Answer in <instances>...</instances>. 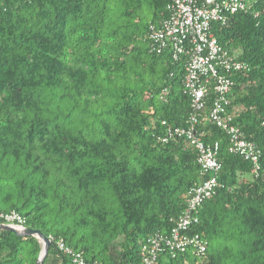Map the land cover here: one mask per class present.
I'll list each match as a JSON object with an SVG mask.
<instances>
[{"label":"trees","instance_id":"1","mask_svg":"<svg viewBox=\"0 0 264 264\" xmlns=\"http://www.w3.org/2000/svg\"><path fill=\"white\" fill-rule=\"evenodd\" d=\"M171 2L0 0V212L53 237L43 264H74L59 239L90 262L141 264L143 244L169 233L186 194L213 177L189 232L208 240L202 258L264 264V0L213 25L245 64L231 73L232 123L260 149L257 161L232 151L201 112L204 141L221 144L214 174L185 137H170L193 113L187 56L175 58L170 40L153 49L150 36ZM42 246L0 228V264H36ZM199 260L167 251L156 264Z\"/></svg>","mask_w":264,"mask_h":264},{"label":"built area","instance_id":"2","mask_svg":"<svg viewBox=\"0 0 264 264\" xmlns=\"http://www.w3.org/2000/svg\"><path fill=\"white\" fill-rule=\"evenodd\" d=\"M168 8L170 14L160 29L151 26L153 49L160 51L170 40L175 58L187 56L184 88L193 107L187 127L170 128V137H185L198 151L203 173H218L222 167L219 161L221 144L219 141L205 142L203 131L198 127L201 112H206L209 119L227 133L232 151L257 161L258 145L232 123L233 117L228 111L231 105L228 92L233 83L231 73L242 69L245 64L220 44L213 29L215 23L224 25L230 16L245 11L248 0H172ZM209 101L210 108L207 109ZM218 184L217 178L213 177L186 194L187 207L179 214L170 232L155 233L143 244L141 264H156L159 256L167 251L172 254L192 251L200 259L196 264H206V258L202 256L207 251L208 240L189 232L199 222L200 209L214 194ZM0 217L5 219L4 223L26 227V218L17 211L0 212ZM48 237L53 241L52 236ZM56 245L71 257L74 264H98L90 262L84 252L75 250L64 239L57 240Z\"/></svg>","mask_w":264,"mask_h":264},{"label":"water","instance_id":"3","mask_svg":"<svg viewBox=\"0 0 264 264\" xmlns=\"http://www.w3.org/2000/svg\"><path fill=\"white\" fill-rule=\"evenodd\" d=\"M0 228L6 229V230H10L13 231L19 235H23V236H35L37 237L40 242H42L43 244V248L42 251L38 257V260L36 262V264H43L44 260L49 252V249L52 245V240L47 237L43 232H41L40 230H36V229H32L29 227H18L12 224H7V223H1L0 222Z\"/></svg>","mask_w":264,"mask_h":264},{"label":"rangeland","instance_id":"4","mask_svg":"<svg viewBox=\"0 0 264 264\" xmlns=\"http://www.w3.org/2000/svg\"><path fill=\"white\" fill-rule=\"evenodd\" d=\"M212 174V173H211ZM7 224H10V223H7ZM13 225V224H12Z\"/></svg>","mask_w":264,"mask_h":264}]
</instances>
